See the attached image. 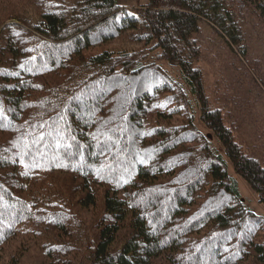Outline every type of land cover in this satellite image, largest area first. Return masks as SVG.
<instances>
[{"label": "trees", "instance_id": "trees-1", "mask_svg": "<svg viewBox=\"0 0 264 264\" xmlns=\"http://www.w3.org/2000/svg\"><path fill=\"white\" fill-rule=\"evenodd\" d=\"M26 2L37 18L0 16V264L26 242L51 264H264V217L194 111L264 202V164L197 65L203 22L247 56L238 9L264 25V0ZM127 30L141 48L88 52Z\"/></svg>", "mask_w": 264, "mask_h": 264}, {"label": "rangeland", "instance_id": "rangeland-1", "mask_svg": "<svg viewBox=\"0 0 264 264\" xmlns=\"http://www.w3.org/2000/svg\"><path fill=\"white\" fill-rule=\"evenodd\" d=\"M117 1L124 6L139 7L148 0ZM12 11L25 12L30 19H35L39 15L36 6L26 0H0V16L9 15ZM238 15L243 25V42L248 48L247 56L242 55L237 46L228 45L211 25L203 22L199 33L202 54L197 65L203 73L206 93L213 106L222 109L238 139L264 164V25L256 11L238 9ZM141 47L142 43L134 40L133 32L127 30L109 42L90 48L88 52L104 48L130 50ZM163 65L173 76L182 80L176 66L166 61ZM194 111L198 128L228 160L229 173L237 179L244 203L264 217V202L259 201L257 192L249 182L235 171L218 137L202 122L196 101ZM82 212L87 219H93L92 217L97 215L95 209H83ZM15 245L16 242H13L9 247L13 248ZM37 248L28 242L23 244V249L26 250L25 264H51ZM8 254L1 255L0 260L2 261ZM66 257L75 256L64 255L61 259ZM159 262L161 263L160 260Z\"/></svg>", "mask_w": 264, "mask_h": 264}]
</instances>
